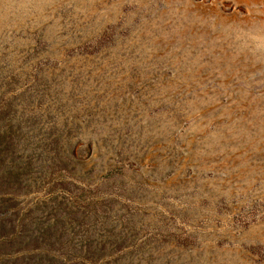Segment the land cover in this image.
Wrapping results in <instances>:
<instances>
[{
  "label": "rangeland",
  "instance_id": "rangeland-1",
  "mask_svg": "<svg viewBox=\"0 0 264 264\" xmlns=\"http://www.w3.org/2000/svg\"><path fill=\"white\" fill-rule=\"evenodd\" d=\"M181 1L0 0V264H264V133L235 132L264 83L180 46Z\"/></svg>",
  "mask_w": 264,
  "mask_h": 264
},
{
  "label": "bare ground",
  "instance_id": "bare-ground-1",
  "mask_svg": "<svg viewBox=\"0 0 264 264\" xmlns=\"http://www.w3.org/2000/svg\"><path fill=\"white\" fill-rule=\"evenodd\" d=\"M138 1L141 2V0H137V2ZM181 2H182L181 8L169 6V8L164 11L165 12L164 17H161L163 18L162 20L164 21V27L169 26V24L173 25L171 28H173L172 30L173 33L178 37L177 41L179 42L180 46L183 47L184 42H186V40H188L189 43L191 41L190 47L193 48L192 50L194 51L196 50L197 52L196 54L197 55L199 54L200 57H207L208 55L212 59H214L213 67L217 69L218 73L221 74V76L227 78L229 82L234 79L237 81H244V83L246 82L247 84L264 83V0H224L222 4L223 6L220 9L208 10L211 13V15L214 16V19L211 21L208 20L207 17L204 16L201 17L199 15L194 14L191 1L183 0ZM175 3L177 4V2ZM226 10L227 11L230 10L231 12L226 13L227 12ZM242 12H244L246 16H249L250 19L251 17H253L254 21L253 22L250 21L251 23H249L248 22L249 20H247L245 17L239 19L238 13H242ZM163 29L165 30L167 28H163ZM201 36L203 37L202 43L199 42V38ZM201 44H203V48L208 49L207 54L202 53V51L200 52L199 49L201 48L198 47ZM217 51L219 52V54L216 53ZM193 53L195 52L188 51L186 52V55ZM199 56L195 58L192 55V57L194 58L193 63L195 65V68L197 67L198 64H200ZM258 86L261 85L259 84ZM239 98L241 99V97ZM247 103H248V107L249 104L251 105V108H249V110L247 109L248 113L250 117L252 116L253 119L256 120L255 121L256 124L254 122L253 123L251 122V124L246 123V125H241L242 129L240 127H237L241 129L240 131L236 130L235 128V132L237 133V135H239V137L242 135L244 137L245 134L249 135L252 127H255V132L259 133L258 136L263 137L261 134L264 133V96L261 98H256L255 100L246 101V104ZM250 125L252 127H250ZM229 127L231 128V126ZM248 127L251 129H249ZM230 135L232 136V134ZM249 139L244 141V143L246 142L248 143L250 141ZM256 139L257 138H255V141ZM259 139L260 138L258 137V140ZM263 143L264 142H262V144Z\"/></svg>",
  "mask_w": 264,
  "mask_h": 264
}]
</instances>
